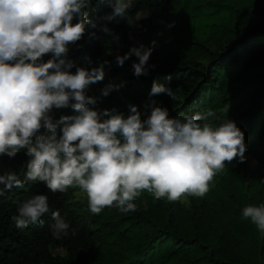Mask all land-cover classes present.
Returning a JSON list of instances; mask_svg holds the SVG:
<instances>
[{
    "label": "trees",
    "instance_id": "1",
    "mask_svg": "<svg viewBox=\"0 0 264 264\" xmlns=\"http://www.w3.org/2000/svg\"><path fill=\"white\" fill-rule=\"evenodd\" d=\"M112 11L109 0H92L86 13L97 27L68 46L72 73L108 61L104 80L87 89L98 98L89 107L116 109L127 117L129 105H135L143 120L151 111L145 105L155 101L170 118L212 109L215 117L208 122L218 125L226 120L219 109L228 105L245 133V156L253 154L264 164V7L238 9L235 0H133L131 22L108 20ZM235 14L256 16L259 22L236 27ZM153 41L148 64L155 68L148 67L146 75H134L135 56L116 64L117 55L148 48ZM51 58L47 54L43 62ZM153 82L171 88L174 97L150 95ZM110 85L122 87L103 97ZM75 114L70 107L50 112L54 120ZM27 160L25 150L14 158L0 155V174L14 172L24 185L0 197V264H264V233L242 216L243 207L264 203V170L249 173L248 160L226 163L203 198L188 195L187 208L181 200H154L144 191L136 198L137 211L106 207L98 215L75 200V187L53 194L43 182L26 181ZM33 194L48 196L50 212L17 228L15 201ZM53 211L70 224L68 236L59 240L50 230ZM59 246L64 251L54 250Z\"/></svg>",
    "mask_w": 264,
    "mask_h": 264
},
{
    "label": "clouds",
    "instance_id": "2",
    "mask_svg": "<svg viewBox=\"0 0 264 264\" xmlns=\"http://www.w3.org/2000/svg\"><path fill=\"white\" fill-rule=\"evenodd\" d=\"M92 0H0V155L14 158L21 150L28 157L25 180L43 182L47 189L64 193L77 187L86 194L89 211L98 215L106 207L123 213L138 210L136 198L144 191L154 200L176 202L190 195L203 198L216 174L245 156V133L232 120L218 125L212 109L170 118L155 101L147 119L135 105L127 117L116 109L96 110L90 85L105 78L98 67L70 69L69 45L81 40L96 23L87 17ZM108 20L128 19L133 0H109ZM77 20L76 23L73 21ZM110 33V29L103 28ZM155 47H133L115 62L123 66L132 56L134 75H146ZM51 59L43 62V57ZM122 85L102 90L107 97ZM173 96L171 88L153 82L150 95ZM174 97V96H173ZM71 108L75 115L53 119V108ZM44 132L41 133V129ZM58 129L60 135H58ZM0 197L22 188L14 172L0 174ZM12 216L17 228L35 223L50 212L48 196L33 194L15 201ZM147 203L145 202V208ZM242 216L264 233V203L243 207ZM52 236L67 237L70 224L59 211L51 212ZM72 235L76 229H72Z\"/></svg>",
    "mask_w": 264,
    "mask_h": 264
},
{
    "label": "rangeland",
    "instance_id": "3",
    "mask_svg": "<svg viewBox=\"0 0 264 264\" xmlns=\"http://www.w3.org/2000/svg\"><path fill=\"white\" fill-rule=\"evenodd\" d=\"M236 1V7L238 9H243L247 7H264V0H235ZM239 13V12H238ZM243 22L248 23L251 27H254L258 24L259 20L256 16H249V15H241V14H235V18L233 20V24L236 27H240ZM120 40V39H119ZM117 42V41H116ZM121 42V40H120ZM118 44V43H117ZM118 53L121 52V49L117 51ZM264 87V84H262ZM251 87L248 86L245 88V90H249ZM253 92V91H251ZM232 96V93H231ZM219 113L224 116L225 119L227 120H232L234 122H237L236 116L230 112L229 106L225 105L221 109H219ZM247 160H248V170L249 173L254 171L256 168L260 167L261 169L264 170V164H261L260 160L255 157L253 154H248L247 155ZM75 200L86 204L88 206V200L86 197V194L83 193L79 188L75 187ZM182 204L187 208L190 205V201L187 196L182 197L181 199ZM55 251H64L63 246H59L54 248Z\"/></svg>",
    "mask_w": 264,
    "mask_h": 264
},
{
    "label": "built area",
    "instance_id": "4",
    "mask_svg": "<svg viewBox=\"0 0 264 264\" xmlns=\"http://www.w3.org/2000/svg\"><path fill=\"white\" fill-rule=\"evenodd\" d=\"M114 39H115V41H117L116 43H118L117 45H118V50H120V48H121V46H122V42H120V35L119 34H116L115 36H114ZM117 50V51H118Z\"/></svg>",
    "mask_w": 264,
    "mask_h": 264
}]
</instances>
